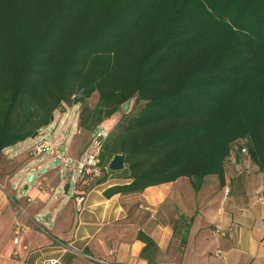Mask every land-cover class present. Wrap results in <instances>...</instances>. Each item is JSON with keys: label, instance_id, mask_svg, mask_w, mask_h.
Segmentation results:
<instances>
[{"label": "trees", "instance_id": "16d2710c", "mask_svg": "<svg viewBox=\"0 0 264 264\" xmlns=\"http://www.w3.org/2000/svg\"><path fill=\"white\" fill-rule=\"evenodd\" d=\"M131 101L99 155L104 172L124 154L130 182L105 198L222 184L234 147L264 172V0H0V154L66 106L93 133ZM136 239L157 264L155 242Z\"/></svg>", "mask_w": 264, "mask_h": 264}, {"label": "crops", "instance_id": "0c3cea01", "mask_svg": "<svg viewBox=\"0 0 264 264\" xmlns=\"http://www.w3.org/2000/svg\"><path fill=\"white\" fill-rule=\"evenodd\" d=\"M24 145L0 154V264H147L138 232L157 245V264H264V172L238 147L225 161L222 184L208 176L194 192L182 177L105 198L108 188L130 182L107 168L77 206L73 196H58L62 181L46 171L31 193L19 195L34 172Z\"/></svg>", "mask_w": 264, "mask_h": 264}, {"label": "rangeland", "instance_id": "374dc122", "mask_svg": "<svg viewBox=\"0 0 264 264\" xmlns=\"http://www.w3.org/2000/svg\"><path fill=\"white\" fill-rule=\"evenodd\" d=\"M97 101L98 96L95 93L87 100V104L90 108H93L97 104ZM133 108V101H131L127 112L133 110V113H135L139 109L138 107L135 109ZM79 109V105L73 104L72 106H66L64 109L56 111L53 116V121L48 126L41 128L36 138H34L33 140L29 138L23 142L18 143L20 145L25 143V151L28 155V151L31 150L34 144L42 139H48L53 143L54 148L57 151L56 153H59L60 155V163L56 164L53 167H51V164L54 163L57 158L52 157L51 154L43 153L42 155L37 157H30L29 160L32 164L34 172L25 179L24 185L20 186L19 195L21 197L26 196L33 191L34 186L41 179L45 171L47 172L44 175L46 178L57 176L58 179L62 181L58 189V196L60 198H62L64 201H69V199L72 197V190L78 175V154L80 155L83 152L92 135V132L84 131L78 126ZM127 112H124L122 108H120V111L118 113L113 114L109 119L103 121L96 129H98V131H100L102 135L106 137L110 130L115 126L117 121L121 118L119 114H127ZM111 126L112 128H110ZM62 146L64 147V151L59 152L58 149ZM12 148L13 147L7 148V150L11 151L14 149ZM7 153L8 151L4 152V155H6ZM48 159H51L50 164L46 163V160ZM37 165L40 167V169L36 171ZM55 172H57L58 174L55 175ZM33 175L34 177H32ZM31 177L32 179L30 180ZM99 177H101V175ZM67 184L70 185V189L68 194L65 195L63 189ZM26 186L28 188H25ZM18 198H16L15 201H21L20 197ZM39 222L43 224V221L41 219ZM0 240H4L3 234H0Z\"/></svg>", "mask_w": 264, "mask_h": 264}, {"label": "built area", "instance_id": "2783aa9c", "mask_svg": "<svg viewBox=\"0 0 264 264\" xmlns=\"http://www.w3.org/2000/svg\"><path fill=\"white\" fill-rule=\"evenodd\" d=\"M105 140V137L102 135L98 129H96L89 140L88 144L84 148L83 152L77 158V179L72 190V196L77 204L81 206L86 199L87 191L89 187L95 182V180L101 175V168L99 167V155L101 153L102 144ZM54 152L53 143L48 139H42L36 144L33 145L28 154L30 156H40L43 153ZM242 154L246 155V151L242 149ZM60 158V157H59ZM64 161V160H63ZM27 201H30L27 199ZM264 202V201H262ZM21 213H24L22 211ZM18 225V224H17ZM17 238L14 239V243H17ZM220 251H217V254H220ZM86 259L93 260L87 255H83ZM45 264H56L55 260H48Z\"/></svg>", "mask_w": 264, "mask_h": 264}, {"label": "water", "instance_id": "95a60500", "mask_svg": "<svg viewBox=\"0 0 264 264\" xmlns=\"http://www.w3.org/2000/svg\"><path fill=\"white\" fill-rule=\"evenodd\" d=\"M82 93V92H81ZM130 106V102H126L121 108L124 112H127ZM128 113V112H127ZM52 120V119H51ZM37 135H34L33 138H35ZM60 152L63 151V146L59 149ZM125 155L124 154H115L112 159L110 160L109 164H108V169L110 171H121L124 169L125 166ZM60 163V159L57 158L55 160L54 163L51 164V167L55 166L56 164ZM32 179V177L30 178V180ZM68 190H69V184H67L63 191L64 194H68Z\"/></svg>", "mask_w": 264, "mask_h": 264}]
</instances>
